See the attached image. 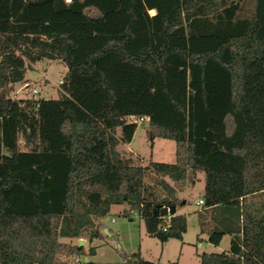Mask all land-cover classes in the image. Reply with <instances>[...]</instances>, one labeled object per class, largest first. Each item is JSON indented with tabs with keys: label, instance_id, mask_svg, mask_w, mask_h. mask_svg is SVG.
I'll list each match as a JSON object with an SVG mask.
<instances>
[{
	"label": "trees",
	"instance_id": "trees-1",
	"mask_svg": "<svg viewBox=\"0 0 264 264\" xmlns=\"http://www.w3.org/2000/svg\"><path fill=\"white\" fill-rule=\"evenodd\" d=\"M44 58L66 66L59 97H10ZM131 116L174 141L173 163L116 149ZM146 170L165 197L146 195ZM198 172V234L230 236L198 264H264V200H251L264 194V0H0V264H102L60 239L101 237L113 205L181 239L185 215L159 214L181 203L166 179Z\"/></svg>",
	"mask_w": 264,
	"mask_h": 264
},
{
	"label": "rangeland",
	"instance_id": "rangeland-1",
	"mask_svg": "<svg viewBox=\"0 0 264 264\" xmlns=\"http://www.w3.org/2000/svg\"><path fill=\"white\" fill-rule=\"evenodd\" d=\"M66 72V66L60 59H41L28 65L24 79L12 84L8 95L12 98H58L60 95L59 81ZM37 89L32 94V89ZM137 127L130 145L126 143L117 145L116 149L123 155L131 157L134 161L145 165L149 161L173 163L175 161V143L171 139H151L147 132L145 121H137ZM128 149L132 151H127ZM157 176L151 171L144 173L145 193L149 197L162 198L164 191L155 185ZM204 188L203 173L199 172L193 180L186 178L176 196L180 204L176 205V213L186 217V230L181 239L170 238L161 242L145 232L143 220L132 219L122 215L124 205H114L107 215L101 217V222L112 229V236L102 232L101 237L90 241L84 234L79 239H60L76 243L80 239L85 241V252L82 261H94L102 264L120 262L124 256L139 253L148 261L160 264H198V255L202 252H227L230 236L225 234L218 245L207 243L205 234H198V225L195 211L200 209L196 204L202 196ZM185 202H182V201ZM251 200H264V194ZM113 219V222L110 220ZM203 237V241L198 240ZM78 243V242H77ZM89 247L94 248L93 254H88Z\"/></svg>",
	"mask_w": 264,
	"mask_h": 264
},
{
	"label": "crops",
	"instance_id": "crops-1",
	"mask_svg": "<svg viewBox=\"0 0 264 264\" xmlns=\"http://www.w3.org/2000/svg\"><path fill=\"white\" fill-rule=\"evenodd\" d=\"M136 130V129H135ZM135 133V132H134ZM133 137H134V134H133ZM133 137H132V140H133ZM132 140L129 142V143H127V145H130L131 144V142H132ZM127 151H132V150H130V149H128ZM199 173V172H198ZM197 173V174H198ZM196 177H197V175H196ZM167 180V182L170 184V185H172V186H174V192L172 193V196L173 197H176L178 200H180V198H178L177 196H176V191L178 190V189H180V187H181V184H182V182L185 180H182V181H180L178 184H176V185H174L173 184V182H171L170 180H168V179H166ZM193 180V179H192ZM165 197V193L163 194V195H161V197ZM182 202H185L184 200L182 201ZM197 204V203H196ZM114 206V205H113ZM112 207V206H111ZM174 211H175V213H176V206L174 207ZM98 223H99V230H100V232H101V234H102V232H104L105 233V235L106 236H112V229L110 228V227H108V226H106L105 224H103L102 222H101V218H99V219H97L96 220ZM111 222H113L112 220H110ZM205 239H206V236H205ZM198 240H200V241H203L204 239H203V237H199L198 238ZM77 242H79V241H77ZM207 242V241H206ZM208 243V242H207ZM82 245L83 246H85V241H83V243H82ZM199 257V256H198Z\"/></svg>",
	"mask_w": 264,
	"mask_h": 264
},
{
	"label": "water",
	"instance_id": "water-1",
	"mask_svg": "<svg viewBox=\"0 0 264 264\" xmlns=\"http://www.w3.org/2000/svg\"><path fill=\"white\" fill-rule=\"evenodd\" d=\"M174 211V206L173 205H164L160 208V212L159 214L162 215H166V214H171ZM83 243V240H79L78 245L81 246Z\"/></svg>",
	"mask_w": 264,
	"mask_h": 264
},
{
	"label": "built area",
	"instance_id": "built-area-1",
	"mask_svg": "<svg viewBox=\"0 0 264 264\" xmlns=\"http://www.w3.org/2000/svg\"><path fill=\"white\" fill-rule=\"evenodd\" d=\"M59 82H61V80ZM37 92H38L37 89H35V88L32 89V94L33 95L36 94ZM130 119L131 120H135V121H147V117H142V118L136 119V118L131 116ZM197 204L201 205L202 204V199H198ZM169 215L170 214H166V215H162V216L160 215V216L163 217V218L166 217V219H168ZM112 221H113V219H112Z\"/></svg>",
	"mask_w": 264,
	"mask_h": 264
}]
</instances>
